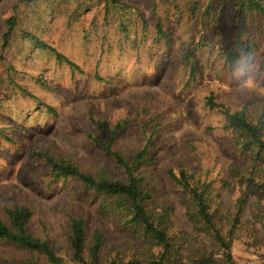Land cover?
Here are the masks:
<instances>
[{
	"label": "trees",
	"instance_id": "obj_1",
	"mask_svg": "<svg viewBox=\"0 0 264 264\" xmlns=\"http://www.w3.org/2000/svg\"><path fill=\"white\" fill-rule=\"evenodd\" d=\"M227 1L232 2L235 17L242 18L243 25L230 41L222 42L214 28ZM24 2L34 5L39 0ZM67 2L72 7L62 10L61 15L68 25L74 19L77 22L84 10L99 7L83 39L88 42L90 33L96 34L100 40L95 47L103 54L114 50L111 38L139 53L140 58L145 49L163 58L178 53L183 66L179 76L185 90L198 84L207 69L231 73L238 66L248 65L244 57L250 50L244 47V37L247 39L250 16L264 18V0H154V13L159 12L155 24L138 6L125 0ZM38 7L41 8H35ZM172 18L187 32L180 40L176 35L182 31L174 34L170 29ZM20 26L19 16L9 19L3 48ZM21 36L42 53H51L57 60L80 68L34 32L26 30ZM174 43L179 45L176 50L171 47ZM259 46L255 41L254 47ZM8 71H14V66H9ZM0 82H5L2 75ZM39 83L49 87V81L42 77ZM205 105L222 117L207 131L216 140L224 141L228 162H222L223 157L213 151L206 136L186 135L179 158L162 164L154 140L160 116L143 128L146 142L129 150L118 149L115 141L132 119L111 124L92 118L111 135L110 142H105L90 134L108 157L96 168H82L76 161L39 153L54 180L72 177L81 184L74 186L80 196L87 194L85 190L92 191L90 202L97 210L93 216L75 207V214H68L61 229L62 235L50 236L46 227L43 233L36 228L31 206L5 207L0 215V240L28 252L29 257L5 258L0 264H239L233 254L237 239L264 247V234L257 228L261 225L264 230V97L250 99L234 109L211 92L205 97ZM48 111L56 113L53 106H48ZM156 164L159 170L154 174ZM162 178L165 186H161ZM219 182L227 186L224 202L220 201Z\"/></svg>",
	"mask_w": 264,
	"mask_h": 264
},
{
	"label": "rangeland",
	"instance_id": "obj_2",
	"mask_svg": "<svg viewBox=\"0 0 264 264\" xmlns=\"http://www.w3.org/2000/svg\"><path fill=\"white\" fill-rule=\"evenodd\" d=\"M42 1L32 5L24 0H0V57L3 55L0 76L5 79L4 83L0 82V215L7 206H31L36 214V228L43 233L46 227L50 236L62 235L61 229L67 223L68 214H75V207H81L82 214L94 216L97 209L90 202L92 191L85 190L87 194L80 196L74 186L81 184L72 177L54 180L45 158L38 155L64 157L76 161L82 168L103 165L108 157L90 136L110 142L111 135L93 123L92 118L111 124L132 119L115 141L118 149L129 150L146 142L143 128L160 116L161 124L154 140L162 164L179 158L186 135L206 136L213 144V151L223 157L222 162L230 160H226L229 155L224 141L208 134V126L217 125L222 117L206 107L205 97L214 92L218 101L234 109L250 99L264 97L262 16H250L247 39L244 37V47L250 50L248 57H244L248 65L238 66L231 73L207 69L198 84L185 90L179 76L183 66L178 53L163 58L145 49L140 58L139 53L131 52L120 40L111 38L114 50L103 54L95 47L100 40L96 34L90 33L88 42L83 39L84 30L99 11L98 6L84 10L77 22L74 19L68 25L61 15L62 10L72 7L68 0ZM125 1L138 6L152 24L157 22L159 12L154 13V0ZM38 5L41 8H35ZM233 7L227 1L214 28L222 42L230 41L231 35L235 36L243 25L242 18L235 17ZM14 16L20 17L21 26L12 33L10 44L3 48L7 22ZM170 29L174 34L182 31L176 35L178 40L187 35L174 18ZM26 30L56 46L80 68L57 60L51 53H42L34 44L23 40L21 33ZM255 41L260 44L258 48L254 47ZM178 46L171 45L175 50ZM11 65L14 71L9 73ZM40 77L49 81V87L40 85ZM11 80L19 87H13ZM48 106H53L56 113L48 111ZM156 123L153 122V127ZM153 169H156L154 174L158 173V164ZM219 183L220 201L224 202L227 186ZM161 186H165L163 178ZM92 222L95 224L96 220ZM257 228L264 234L261 225ZM233 254L239 264H264L261 245H247L237 239ZM20 257H29V253L0 240V262Z\"/></svg>",
	"mask_w": 264,
	"mask_h": 264
}]
</instances>
